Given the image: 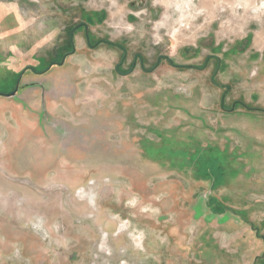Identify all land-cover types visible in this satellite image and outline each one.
I'll list each match as a JSON object with an SVG mask.
<instances>
[{
  "label": "rangeland",
  "instance_id": "obj_1",
  "mask_svg": "<svg viewBox=\"0 0 264 264\" xmlns=\"http://www.w3.org/2000/svg\"><path fill=\"white\" fill-rule=\"evenodd\" d=\"M0 2L19 7L26 26L17 53L28 63L17 74L0 63V93L13 91L26 68L40 73L60 62L71 28L84 21L92 42L118 43L147 67L160 55L178 65L202 66L213 54L236 71L245 65L247 78L233 74L234 88L254 74L250 53L264 50V0ZM73 43L63 68L26 70L20 96L0 97V264H253L263 250L249 222L261 224L263 187L243 185L239 199L211 215L210 185L196 179L218 186L221 178L204 155L188 156L189 141L173 130L179 115L165 107L194 109L200 97L190 102L172 90L210 83L211 73L162 61L124 79L114 72L121 52L89 48L82 32ZM7 54L0 49V62ZM35 86L43 94L33 96ZM168 137L177 155H148Z\"/></svg>",
  "mask_w": 264,
  "mask_h": 264
},
{
  "label": "crops",
  "instance_id": "obj_2",
  "mask_svg": "<svg viewBox=\"0 0 264 264\" xmlns=\"http://www.w3.org/2000/svg\"><path fill=\"white\" fill-rule=\"evenodd\" d=\"M20 15L18 6L11 7L9 4L0 2V49L5 47L9 52H12V54H7L8 58L4 57L0 63L4 67L8 66L14 74L23 69V63L28 64L17 53L21 49L22 31L26 26ZM11 42L12 44H10ZM30 54L32 58L36 59L35 63L37 64L36 56L33 53ZM218 57L222 61V66L216 78L219 80V84L230 85L231 88V93L225 99L221 101L223 90L211 83L210 78V83L204 81L195 82L185 87L184 91L179 90V88L172 90L176 96L190 102L200 97L201 103L195 105L194 109L165 103L166 110H176L179 115V117H176L177 119L175 118L173 130L175 135L179 133L181 144H186V141H189V150H186L188 156L191 158L196 153L204 155L205 161L213 169H216L217 176L221 178L222 182L218 186L210 178L196 179L210 185V191L207 193V202L209 203L208 211L211 215H216L215 211H217L221 203L239 199L238 196L242 194L241 187L243 185L260 186L264 190V50H255L247 57L255 64V71L245 82L239 84V88H234L230 80L233 79V74L246 77L244 74L246 66L243 65V72L241 70L236 71L224 58ZM41 58L38 57V59ZM66 62L67 59L61 66L62 68ZM51 69L46 73L51 71ZM212 70L210 66L205 70L196 71L212 73ZM225 72L229 73L227 76L228 80L225 77H221L226 74ZM127 78L129 77L124 79ZM33 90V96L36 97L39 90L42 92L38 86H35ZM51 90L53 91L51 98H53L56 94L54 90L57 89L53 88ZM20 94L21 92L18 91L12 98L0 97L15 101ZM48 94L49 88L45 87V100H48ZM221 102H223L224 110L221 107ZM234 104L236 105L232 112L225 111L230 110ZM194 127H196L195 130H193ZM168 138L163 141L162 148L151 149L150 153L148 149V155L150 154V156L155 158H160L162 154H167V156L171 154L177 155L175 151H172V139ZM174 139L176 143L178 137H174ZM219 187L222 189V193L216 196L214 191ZM259 203V214L256 215L262 218L260 220L261 224L252 226L253 224L249 222V228L258 240L255 245L259 246L263 251L261 255L254 257L253 264H264V197H261ZM227 212L228 209H223L218 216L224 217Z\"/></svg>",
  "mask_w": 264,
  "mask_h": 264
},
{
  "label": "flooded vegetation",
  "instance_id": "obj_3",
  "mask_svg": "<svg viewBox=\"0 0 264 264\" xmlns=\"http://www.w3.org/2000/svg\"><path fill=\"white\" fill-rule=\"evenodd\" d=\"M88 19H91V17L90 18H88ZM80 24H87V35H88V37H86V30H85V28L84 27H79V28H77V29H75L74 30V34H76V33H80V32H82L83 33V38H84V41H85V43H86V45L90 48V46L87 44V38L89 39V43H90V45L91 46H94L97 42H99V41H107V42H110L111 44H106V43H103V42H100L97 46H94L93 48H91V49H95V48H97L99 45H106V46H109V47H113L114 49H116V50H118L119 52H121V57H120V60L118 61V63H115V66H114V72L118 75V76H120V77H122V78H125V77H130L133 73H134V71H135V69H139L140 71H142L143 73H145V74H150V73H153V72H155V71H157V69H158V67L160 66V64H161V62L162 61H166L164 58H162V57H165V56H163V55H160V56H158L157 58H156V61L153 63V65H151L150 67H147V65H146V59L143 57V55L142 54H139V53H135V54H133V56H132V58H131V60H129V58H128V52H127V50H126V48L125 47H123L122 45H120V44H118V43H115V42H112V41H109V40H107V39H103V38H98V39H96V40H94V42H92L91 41V37H93L92 36V34H91V31H90V27H91V22H87V21H84V22H80V23H78V24H75V26L74 27H72L71 28V30H70V33H71V31L75 28V27H77L78 25H80ZM73 34V35H74ZM74 44V43H73ZM75 46V45H74ZM70 48H71V50H72V43H71V40H70ZM76 49V48H75ZM71 52V51H70ZM69 53V52H68ZM67 54V53H66ZM213 55H216V54H213ZM218 56V55H217ZM68 58H69V56H68ZM159 58H161L160 59V61L158 62V59ZM206 59V58H205ZM220 59V58H219ZM171 67H173V68H176V69H189V70H197V71H202V70H205L206 68H208V67H212V73H211V77H213V79L215 80V78L217 77V74H218V72L221 70V66H222V61L220 60V63H219V68H218V70H217V67H218V60H216V58H211V59H209L208 61H207V63H206V65H205V67L204 68H202L203 67V65H204V63H205V60L203 61V64H202V66H196V65H191V64H186V65H183V66H186V67H175V66H173V65H171L168 61H166ZM174 63V62H173ZM210 64H212V65H210ZM174 65H178L177 63H174ZM116 66H118V71H116L115 70V67ZM127 66V67H126ZM182 66V65H181ZM202 69V70H201ZM210 77V78H211ZM230 86V85H229ZM222 90H223V92H222V97H221V101L223 100V99H225L226 98V96L228 95V94H230L231 93V88L229 89V91H226V89L225 88H222V87H220ZM236 105V104H235Z\"/></svg>",
  "mask_w": 264,
  "mask_h": 264
},
{
  "label": "water",
  "instance_id": "obj_4",
  "mask_svg": "<svg viewBox=\"0 0 264 264\" xmlns=\"http://www.w3.org/2000/svg\"><path fill=\"white\" fill-rule=\"evenodd\" d=\"M81 26L85 28V30H86V37H88V35H87V24H80V25H78L77 27H75V28L71 31V33H70V38H71L70 40H71V43H72V50H71V52L65 54V55L62 57V59H61L60 62H58V63H51L49 66H47V68H46L44 71H42V72H40V73H36V72L34 71L33 67H28V68H26V69L21 73V75L19 76V78H18V80H17V82H16V85H15V88L13 89V91H11V92L8 93V94H7V93H0V96H1V97H5V98H12V97H14V96L17 94V92L19 91V89H20V87H19V83L21 82L22 75H23V73H24L26 70H30L31 72H34V73H36V74H44V73H46L50 68H52L54 65H56V66H62V65L64 64L66 58H67L68 56H71V55H73V54L75 53V52H74V51H75V46H74V44H73V34H74V30L77 29V28H79V27H81ZM100 42H103V43H106V44H111L110 42H107V41H99V42H97L94 46H97ZM87 44L90 46V48H93V47H94V46H91V45H90V43H89V39H88V38H87ZM212 57H213V58H216V60H218V67H217V70H218V68H219V63H220V60H221V59H219V57H218L217 55H212L211 57H210V56H207L206 59H205V63H204V65H203L202 68L205 67L207 61H208L209 59H211ZM162 58H164L166 61H168L171 65H173V66H175V67H186V66H183V65H182V66H181V65H174L172 59H169V57H167V56L162 57ZM160 59H161V58L158 59V62L160 61ZM115 70L118 71V66L115 67ZM211 83H213L214 85H216V86H218V87L225 88L226 91H229V89H230V86H229V85L216 84V83L214 82L213 77H211ZM221 107H222V109H223V102H221ZM234 108H235V104L231 107L230 110H225V111H226V112H232V111L234 110ZM246 108H247V107H246ZM223 110H224V109H223Z\"/></svg>",
  "mask_w": 264,
  "mask_h": 264
}]
</instances>
